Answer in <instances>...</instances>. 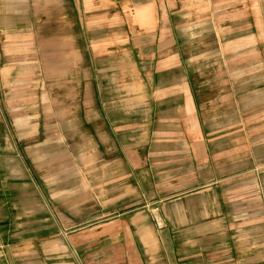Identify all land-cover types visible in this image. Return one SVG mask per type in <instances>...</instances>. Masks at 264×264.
I'll return each instance as SVG.
<instances>
[{
    "label": "crops",
    "instance_id": "0c3cea01",
    "mask_svg": "<svg viewBox=\"0 0 264 264\" xmlns=\"http://www.w3.org/2000/svg\"><path fill=\"white\" fill-rule=\"evenodd\" d=\"M262 4L0 0V264H264Z\"/></svg>",
    "mask_w": 264,
    "mask_h": 264
},
{
    "label": "rangeland",
    "instance_id": "374dc122",
    "mask_svg": "<svg viewBox=\"0 0 264 264\" xmlns=\"http://www.w3.org/2000/svg\"><path fill=\"white\" fill-rule=\"evenodd\" d=\"M261 9H262V18H264V6L263 4L261 5ZM263 21V20H262ZM219 23H220V20L218 19L217 23H214V27H213V30L211 32H209V36L207 37L208 41H207V44H213V47L216 46V44L219 43V40H220V28H219ZM263 24H264V21H263ZM218 25L217 29H216V26ZM203 41H205V37L203 38ZM23 187H27L26 186H23L22 185V188Z\"/></svg>",
    "mask_w": 264,
    "mask_h": 264
}]
</instances>
